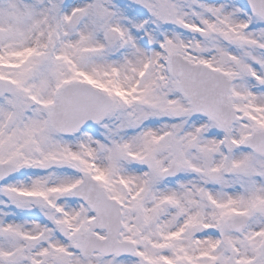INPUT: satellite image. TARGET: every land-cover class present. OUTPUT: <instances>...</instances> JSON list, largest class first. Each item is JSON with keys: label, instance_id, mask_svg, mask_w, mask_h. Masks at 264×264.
<instances>
[{"label": "snow or ice", "instance_id": "6c2138e0", "mask_svg": "<svg viewBox=\"0 0 264 264\" xmlns=\"http://www.w3.org/2000/svg\"><path fill=\"white\" fill-rule=\"evenodd\" d=\"M0 264H264V0H0Z\"/></svg>", "mask_w": 264, "mask_h": 264}]
</instances>
